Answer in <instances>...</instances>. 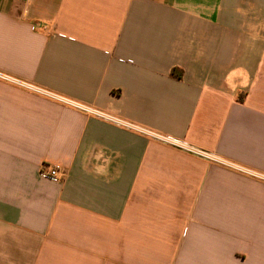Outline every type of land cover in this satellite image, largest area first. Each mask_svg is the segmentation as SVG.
Listing matches in <instances>:
<instances>
[{
    "label": "crops",
    "instance_id": "crops-1",
    "mask_svg": "<svg viewBox=\"0 0 264 264\" xmlns=\"http://www.w3.org/2000/svg\"><path fill=\"white\" fill-rule=\"evenodd\" d=\"M0 73L105 116L0 79V264H264V0H0Z\"/></svg>",
    "mask_w": 264,
    "mask_h": 264
},
{
    "label": "built area",
    "instance_id": "built-area-1",
    "mask_svg": "<svg viewBox=\"0 0 264 264\" xmlns=\"http://www.w3.org/2000/svg\"><path fill=\"white\" fill-rule=\"evenodd\" d=\"M18 2H28L29 0H16ZM0 79L4 80V81H7V82H12V83H16L18 85H21L25 88H28L29 90H33L37 93H40L46 97H49V98H52L58 102H61L63 104H66V105H69V106H72L78 110H81L83 112H86V113H90V114H94L96 116H99V117H105L103 116V114L97 110H94L88 106H84V105H81V104H78L76 102H73L71 100H68L64 97H61V96H58L56 94H53L51 92H48L46 90H43L41 88H38V87H35V86H32L30 84H27V83H24L22 81H17V80H14L12 78H10L9 76L5 75V74H2L0 73ZM142 133L146 134V135H149L151 137H154V138H157L159 140H163L165 142H168V143H171V144H177L176 142L170 140L169 138H166V137H162L158 134H155L149 130H141ZM204 154V153H203ZM216 161L218 163H220L221 165L227 167V168H230L236 172H239L243 175H246L248 177H251L253 179H257V180H260V181H264V174L260 173V172H257L253 169H250L248 167H245V166H242V165H239V164H236V163H232V162H228V161H225V160H222V159H216ZM40 175L42 178L44 179H48V180H52V181H58L59 180V172H58V167H52V166H49V165H43L41 170H40Z\"/></svg>",
    "mask_w": 264,
    "mask_h": 264
},
{
    "label": "trees",
    "instance_id": "trees-1",
    "mask_svg": "<svg viewBox=\"0 0 264 264\" xmlns=\"http://www.w3.org/2000/svg\"><path fill=\"white\" fill-rule=\"evenodd\" d=\"M244 99H245V95H241V96L239 97V101H240V102H243Z\"/></svg>",
    "mask_w": 264,
    "mask_h": 264
}]
</instances>
